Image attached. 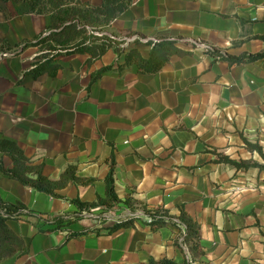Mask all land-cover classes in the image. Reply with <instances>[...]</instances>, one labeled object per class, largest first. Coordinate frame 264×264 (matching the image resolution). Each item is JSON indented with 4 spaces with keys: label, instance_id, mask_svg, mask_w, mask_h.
<instances>
[{
    "label": "crops",
    "instance_id": "obj_1",
    "mask_svg": "<svg viewBox=\"0 0 264 264\" xmlns=\"http://www.w3.org/2000/svg\"><path fill=\"white\" fill-rule=\"evenodd\" d=\"M49 24L48 15L31 13L26 2L0 0V53L7 54L0 55V137L35 164L44 162L50 180L75 166L87 182H68L52 197L0 169V202L19 201L30 212L7 221L23 247L0 264H149L163 258L264 264V58L229 65L194 43L235 56L264 50V40L256 38L264 36V0H131L111 22L125 52L136 47L150 56L151 46L134 45L129 33L143 41H175L184 51L155 74L140 73L135 64L117 70L125 55L109 48L91 61L88 54L63 53L54 61L60 66L55 75H36L30 69L38 49L13 50ZM247 144L260 146L263 156ZM220 155L258 167L239 170ZM0 161L12 167L1 153ZM111 163L120 200L175 216L183 211L199 226L201 252H192L186 240L183 251L172 225L152 229L140 219L109 232L129 215L123 204L72 219L78 212L72 199L105 197ZM55 218L72 221L57 226Z\"/></svg>",
    "mask_w": 264,
    "mask_h": 264
},
{
    "label": "trees",
    "instance_id": "obj_2",
    "mask_svg": "<svg viewBox=\"0 0 264 264\" xmlns=\"http://www.w3.org/2000/svg\"><path fill=\"white\" fill-rule=\"evenodd\" d=\"M3 1H23L29 6V11L38 15H48L50 24L41 34L35 36L32 40L24 41L15 46L13 53L22 51L28 47H36L37 54L31 59V69L34 74L39 75L47 73L55 75L60 66L54 61L63 54L82 53L88 54V60L99 58L107 49L113 48L117 52L124 53V63L118 65L117 70L135 64L138 71L143 74H155L159 72L167 63L170 56L181 55L184 51L175 46V41L169 40H140L132 39L134 45L145 42L151 46L150 56L143 58L136 47L124 51L121 43L123 40H117L114 32L111 30V22L123 13L131 4V0H102L99 6H94L89 2L81 0H3ZM105 32H110L107 35ZM134 34L129 33V37ZM139 36V35H136ZM140 37V36H139ZM255 37V36H254ZM143 38V37H141ZM264 40V36L256 37ZM243 40L233 43L238 46ZM12 49V48H10ZM211 55L214 60L227 61L229 65H239L251 63L264 58V50L257 53H241L238 56L228 54L223 50L214 47L213 51H205ZM109 68H105L107 70ZM102 72V71H101ZM100 75V73H97ZM251 151H257L263 156L261 148L258 145L247 144ZM0 153L8 156L12 160L11 168H4L0 161L1 171L9 178L17 180L22 185L35 191L57 197L56 190L64 188L68 182L85 183L87 181L80 179L76 174L75 166H68L59 179L50 180L43 172L44 162L35 164L28 158L23 149L14 141L0 137ZM264 157V156H263ZM219 160L227 163L239 170H246L252 167H258L253 160L233 161L224 155H220ZM114 166L111 163L110 169L104 179L105 197H98L93 202H82L78 198L72 199L78 212L72 219H79L82 214L92 213L97 209L104 211L119 208L123 204L126 210L131 213L141 212L140 215H133L125 219L116 220L111 226L107 227L109 232L120 228L131 227L137 219L150 218L146 222L152 229H157L165 225H172L180 228L179 223L185 225V240L192 252L200 253V234L199 226L195 221L189 218L183 211L179 215H171L165 209H150L145 204L131 198L120 200L114 190ZM25 204L17 201L14 203L0 202V261L14 255L23 247L22 240L8 227L7 221L11 219H20L22 216L29 215ZM72 220L66 218H55L53 223L59 226L63 222L70 223ZM99 228L93 229L97 232ZM176 242V241H175ZM149 264H186L176 263L173 260L163 258L158 261L150 260Z\"/></svg>",
    "mask_w": 264,
    "mask_h": 264
},
{
    "label": "built area",
    "instance_id": "obj_3",
    "mask_svg": "<svg viewBox=\"0 0 264 264\" xmlns=\"http://www.w3.org/2000/svg\"><path fill=\"white\" fill-rule=\"evenodd\" d=\"M137 37H138V39L143 40V38H141L139 36H136V35H133V36H131L129 38H126V40H132V39H135ZM194 43L195 44H198L199 46H201L202 48H204L205 51H213L214 50V47L211 46V45L199 44L197 42H194ZM125 44L126 43L123 42V43L120 44V46H124ZM0 55H7V54L6 53H0ZM128 212H129V215L123 217V219L124 218H127V217H131L133 215H140L141 214V212H136V213H131L130 211H128ZM137 220H140V219H137ZM144 220H146V222H150V218H146ZM174 221L180 225L179 233H178V236H177L178 244L183 249V251H185L187 253L188 252V245L185 242V237H186L185 225L179 223V221L177 219H175ZM187 264H194V263L192 261L188 260L187 261Z\"/></svg>",
    "mask_w": 264,
    "mask_h": 264
},
{
    "label": "rangeland",
    "instance_id": "obj_4",
    "mask_svg": "<svg viewBox=\"0 0 264 264\" xmlns=\"http://www.w3.org/2000/svg\"><path fill=\"white\" fill-rule=\"evenodd\" d=\"M128 38H129V37H128ZM100 214H103V213H100ZM103 218H104L103 216L100 217L101 220H103Z\"/></svg>",
    "mask_w": 264,
    "mask_h": 264
}]
</instances>
